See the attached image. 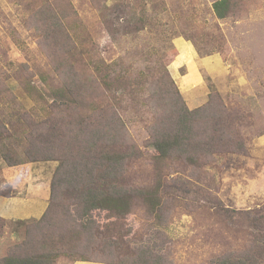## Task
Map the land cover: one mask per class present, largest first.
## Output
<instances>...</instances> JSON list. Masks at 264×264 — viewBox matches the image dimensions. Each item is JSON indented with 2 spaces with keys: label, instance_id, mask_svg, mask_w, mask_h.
<instances>
[{
  "label": "rangeland",
  "instance_id": "374dc122",
  "mask_svg": "<svg viewBox=\"0 0 264 264\" xmlns=\"http://www.w3.org/2000/svg\"><path fill=\"white\" fill-rule=\"evenodd\" d=\"M214 1L0 0V76L4 79L8 76L7 82L15 94V99L9 100L0 96V121L7 123L13 132L0 145V190L10 189L14 196H25L29 183L37 188H49L58 165L56 161L29 163L23 167L28 173L25 178L23 168L7 166L2 157L5 151L11 152L15 144L18 152L13 153L26 157L19 142L23 125L19 112L27 110L35 115L40 106V100L26 92L16 75L22 68L33 67L39 82L41 78L37 70L54 73L38 43L40 36L35 28L41 17V5L50 3L56 9L62 8L60 10L69 15L67 19L79 31L80 42L73 50L79 70L86 71L88 67L87 55L81 50L94 46V61L103 69L111 64L110 71L114 74L122 72L124 90L118 97L123 98L121 103L115 100V104L120 106L133 138L145 154L153 152L151 147L146 149L145 141L154 121V110L150 101H144L146 96L142 91L141 98L134 100L130 93L139 90V84L144 81L141 79L143 74L150 70L160 73L168 68L174 78L170 65L177 55L175 42L179 38L192 41L200 54L218 53L224 59L226 75L219 76L211 86V93L215 92L217 100H222L226 108L239 115L237 129L246 139V152H223L210 161L200 156L196 162L186 160L183 164L168 159L167 162L180 165L182 176L178 177L177 173L168 175L169 186L160 192L164 202L158 226L147 227L146 206L137 200L140 204L127 218L129 226L136 232V242L132 245L136 252L131 254L128 262L221 264L228 256L249 251L252 228H249L244 212L264 209V0H235L234 14L226 18L216 15ZM117 2L125 7L128 5L134 12L126 13L114 26L107 25L103 16L107 10L104 8H111ZM135 81L138 84L132 85ZM170 109V102H166L158 115L167 116ZM38 115L43 117L40 113ZM132 170L136 181L144 185V181L150 179L149 170L154 169L151 163L139 159ZM179 178L182 190L174 192L170 186L180 183ZM157 185L156 182L152 184ZM216 201L230 210L229 214L235 215V219L212 205ZM60 211L63 207L55 208L53 217L56 218ZM105 213L102 211V216ZM0 214H5V208L0 209ZM35 220L38 218L24 220L23 225L4 218V224L0 226V260L16 244L29 238L26 229L28 223ZM73 228L63 224L52 231ZM32 238L37 241L40 233L36 232ZM55 264L77 263L60 257Z\"/></svg>",
  "mask_w": 264,
  "mask_h": 264
},
{
  "label": "trees",
  "instance_id": "16d2710c",
  "mask_svg": "<svg viewBox=\"0 0 264 264\" xmlns=\"http://www.w3.org/2000/svg\"><path fill=\"white\" fill-rule=\"evenodd\" d=\"M235 4V0H216L213 9L219 18H226L234 14ZM53 5H41V17L35 28L40 36L38 43L54 73L37 70L39 82L33 67L22 68L16 75L26 92L40 100L37 116L27 110L19 112L23 120L19 142L26 157L14 154L18 152L16 144L2 157L11 167L23 168L37 161H56L58 165L50 182L46 210L38 220L26 224L29 238L11 248L0 264H55L60 257L74 262L132 264L128 260L136 252L132 248L136 232L127 218L140 204L137 200L146 206L147 227L158 226L164 202L160 192L169 186L168 175L182 176L180 165L167 160H179L183 164L186 160L196 162L200 156L210 161L223 152H246V139L237 129L239 115L217 100L215 92H210L202 105L190 108L168 68L160 73L150 70L141 77L144 81L139 84V90L130 92L134 100L141 98L142 91L146 96L144 101H150L154 110V121L145 141L146 149L151 147L153 152L145 154L133 138L120 106L115 104V100L121 103L123 98L118 97L124 90L122 72L114 74L110 71L111 64L103 69L94 61V46L81 50L87 55L88 67L86 71L79 70L73 58L76 43L80 42L79 31L67 19L69 15ZM104 9L107 10L104 22L113 26L126 13L134 12L120 2ZM7 78L0 76V96L15 99ZM40 82L47 87H42ZM137 84V81L132 83ZM166 102H170L169 114L158 115ZM12 135L10 126L0 121V145ZM139 159L151 163L154 169L149 170L150 179L144 185L136 181L132 170ZM178 181L170 186L174 192L182 190V180ZM154 182L158 185L152 186ZM9 190H0V196H9ZM212 205L235 219L220 201ZM57 207H63V211L54 218L53 210ZM254 210L244 212L252 228L249 251L228 256L221 264H264V209ZM102 211L106 212L105 216ZM3 224L4 218L0 216V226ZM63 224L74 228L52 231ZM36 232L40 238L33 241Z\"/></svg>",
  "mask_w": 264,
  "mask_h": 264
},
{
  "label": "crops",
  "instance_id": "0c3cea01",
  "mask_svg": "<svg viewBox=\"0 0 264 264\" xmlns=\"http://www.w3.org/2000/svg\"><path fill=\"white\" fill-rule=\"evenodd\" d=\"M177 55L171 63L175 80L183 93L190 108L202 105L211 92L215 81L226 75V66L223 57L218 53L201 55L192 41L179 38L175 42ZM211 78H214L211 81ZM21 169L20 166L14 167ZM24 171V172H23ZM25 178L28 173L23 168ZM27 175V176H26ZM50 188V183H49ZM48 186L37 188L35 184L29 183L25 196H5L0 200V209L5 208V214H0L8 220H28L39 218L49 204L50 190ZM5 200V201H3ZM35 216H34V215ZM81 262V263H80ZM107 264L93 261H77V264Z\"/></svg>",
  "mask_w": 264,
  "mask_h": 264
}]
</instances>
